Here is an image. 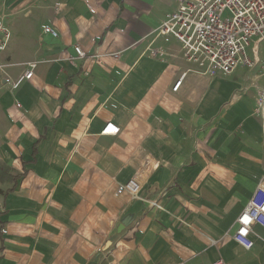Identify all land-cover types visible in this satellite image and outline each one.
Wrapping results in <instances>:
<instances>
[{"label":"crops","instance_id":"0c3cea01","mask_svg":"<svg viewBox=\"0 0 264 264\" xmlns=\"http://www.w3.org/2000/svg\"><path fill=\"white\" fill-rule=\"evenodd\" d=\"M176 7V0H0L11 31L0 56L9 65L0 72V264L159 257L253 264L254 250L264 252L260 241L247 251L232 240L236 217L264 178V120L254 112L264 86H250L262 61L243 80L250 95L237 120L240 95L226 102L213 93L221 75L202 74L172 37L151 43ZM76 46L102 63L71 64ZM33 61L31 79L12 87ZM244 118L258 125L248 128ZM109 122L119 133L100 135ZM233 127L237 135H224ZM213 129L222 137L214 140L218 166L207 157ZM133 176L141 179L137 198L116 195Z\"/></svg>","mask_w":264,"mask_h":264},{"label":"built area","instance_id":"2783aa9c","mask_svg":"<svg viewBox=\"0 0 264 264\" xmlns=\"http://www.w3.org/2000/svg\"><path fill=\"white\" fill-rule=\"evenodd\" d=\"M177 7L153 31V43L158 38L165 42L174 38L181 45L182 56L194 64L202 74L210 76H228L237 67L252 69L259 61L254 60L246 51L254 37L264 41V0H176ZM43 33L57 37V32L49 27ZM11 31L3 24L0 15V56L7 50ZM149 54L157 55L159 51L148 48ZM76 55L68 58L75 65L77 60L90 59L102 63L101 56H86L80 46L75 47ZM118 58L119 53L111 54ZM38 62H29L27 69L13 87L19 82L30 80ZM9 66L0 63V72ZM264 71V61L260 64ZM181 84L177 81L172 90L176 91ZM19 106V104H17ZM254 112L264 120V89L257 92ZM119 127L109 122L99 133L103 136H115ZM141 188V179L133 176L124 184H118L116 195L127 193L137 198ZM264 178L256 186L249 201L235 219V230L232 240L244 250H251L256 241L264 244ZM212 245L217 242L212 240ZM212 264H228L218 258Z\"/></svg>","mask_w":264,"mask_h":264},{"label":"rangeland","instance_id":"374dc122","mask_svg":"<svg viewBox=\"0 0 264 264\" xmlns=\"http://www.w3.org/2000/svg\"><path fill=\"white\" fill-rule=\"evenodd\" d=\"M9 45L11 46V42ZM255 46H256V55L253 52ZM246 51L248 54H250L252 56V58L254 60L258 61L257 58H259L260 61H262V62L264 61V41H261L260 38L254 37L250 41L249 46L246 48ZM16 70L18 71L19 68ZM249 71L250 70H248L246 68L238 67L232 76H229V77L219 76V77L223 78V80L217 82L212 87L213 93L214 92L220 93L222 96H224V98L226 99V102H229L230 99H233L232 94L240 95L239 100H236L237 102H235L236 104L234 105L238 111L237 116H239V118H237V120L242 119L246 115L245 104H246V101L249 98L250 94H242L241 88H242V83H243L244 78L250 76V75H248ZM262 72H263L262 73L263 75L259 78V80L257 82H255L254 84L250 85L251 88H253V89H251V91L252 90H258L259 87L264 86V71H262ZM10 82L16 83V81L14 82L12 80ZM11 86L13 87V84H11ZM251 91L249 93H251ZM244 124L248 128L251 126L256 127V125H258V123L254 119L248 120L247 118L246 119L244 118ZM239 130H240V128H238V132L240 133L241 130L240 131ZM215 131H216V129L212 130V134H211V141L212 142L210 143L211 144V150H213V152H212L211 156H207L208 161L209 160L211 161L212 166L213 165L218 166V164L220 163L219 159H217V157H216V153L214 154V150H215V147H217L218 145H221V144H219V142H216L214 140L215 139L220 140V138H222V137L219 135V133L214 134ZM224 135L234 136L237 134L235 133V128L233 127V128H230V130L228 129L227 131H225ZM248 145L249 144L245 143L243 147H247ZM5 231H6L5 229L0 230V232L2 234L5 233ZM212 239H214V241L216 240V238L214 236H212ZM217 239L219 240L218 245L226 240V238H222V239L217 238ZM252 255H253L252 257L254 259L253 264H264V252H261L260 249L257 250V248H256ZM242 260L236 258L233 263L234 264H241ZM137 264H140V261H138ZM152 264H165V258L159 257L158 260L156 262H152Z\"/></svg>","mask_w":264,"mask_h":264}]
</instances>
